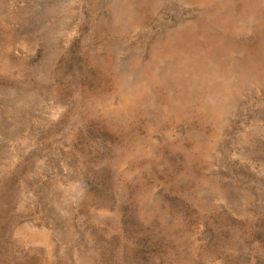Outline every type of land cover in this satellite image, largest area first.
<instances>
[{"label":"rangeland","instance_id":"374dc122","mask_svg":"<svg viewBox=\"0 0 264 264\" xmlns=\"http://www.w3.org/2000/svg\"><path fill=\"white\" fill-rule=\"evenodd\" d=\"M0 264H264V0H0Z\"/></svg>","mask_w":264,"mask_h":264}]
</instances>
